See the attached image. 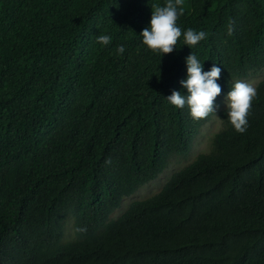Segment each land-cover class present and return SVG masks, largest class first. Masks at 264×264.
Segmentation results:
<instances>
[{
	"label": "trees",
	"instance_id": "1",
	"mask_svg": "<svg viewBox=\"0 0 264 264\" xmlns=\"http://www.w3.org/2000/svg\"><path fill=\"white\" fill-rule=\"evenodd\" d=\"M166 3L0 0V264H264V78L245 133L222 108L208 150L109 219L211 119L166 99L191 52L222 69L214 105L264 68V0H184L163 55L140 33ZM189 28L207 39L184 45Z\"/></svg>",
	"mask_w": 264,
	"mask_h": 264
},
{
	"label": "clouds",
	"instance_id": "2",
	"mask_svg": "<svg viewBox=\"0 0 264 264\" xmlns=\"http://www.w3.org/2000/svg\"><path fill=\"white\" fill-rule=\"evenodd\" d=\"M183 4L184 0H167L164 6L152 8L150 25L140 33L144 45L153 51L158 50L163 55L173 53L177 49V41L182 34L181 28L177 26V20L184 14ZM234 24V21L229 22L228 35L233 34ZM207 37L208 33L205 31L189 28L183 33L184 45L195 46ZM111 41L109 35L97 37V42L103 46L109 45ZM116 51L123 55L125 47L120 45ZM186 65L187 78L180 81L182 87L187 90L186 94L173 90L171 95L166 97L167 101L178 109L187 106L191 117L196 121L206 119L209 115H216L218 106L214 105V101L222 91L217 83L221 76V67L213 64L210 71H204L203 63L192 52L186 57ZM257 94V88L253 83L240 80H237L227 93L225 104L228 120L237 133L243 134L247 131L249 127L247 117ZM86 230V228H78L76 231L86 232Z\"/></svg>",
	"mask_w": 264,
	"mask_h": 264
},
{
	"label": "rangeland",
	"instance_id": "3",
	"mask_svg": "<svg viewBox=\"0 0 264 264\" xmlns=\"http://www.w3.org/2000/svg\"><path fill=\"white\" fill-rule=\"evenodd\" d=\"M263 78L264 68L252 72L244 78L236 79L235 81L240 80L244 82H250L253 83L254 86H256L257 83ZM226 96L227 95L221 97L215 104L218 106L216 111L217 116L219 110L226 107ZM216 115H212L211 119L201 127L200 132L193 143L192 149L188 154L184 156H173L170 160L169 165L155 179L141 186L135 193L123 198L121 204L111 212L109 219H115L119 215H121L128 208L130 203L143 200L158 192L163 184L171 177L173 172L177 171L184 165L194 160L198 153L208 150L212 135L221 127L220 118ZM73 229V221L72 219H68L65 226V237L67 239H70L72 237Z\"/></svg>",
	"mask_w": 264,
	"mask_h": 264
}]
</instances>
